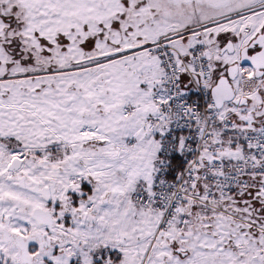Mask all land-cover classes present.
Returning a JSON list of instances; mask_svg holds the SVG:
<instances>
[{"label":"snow or ice","instance_id":"6c2138e0","mask_svg":"<svg viewBox=\"0 0 264 264\" xmlns=\"http://www.w3.org/2000/svg\"><path fill=\"white\" fill-rule=\"evenodd\" d=\"M0 264H264V0H0Z\"/></svg>","mask_w":264,"mask_h":264}]
</instances>
